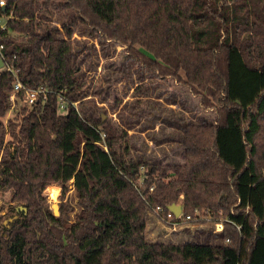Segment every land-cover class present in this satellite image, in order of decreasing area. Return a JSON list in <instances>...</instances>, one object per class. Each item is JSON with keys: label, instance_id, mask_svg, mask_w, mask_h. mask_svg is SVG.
Instances as JSON below:
<instances>
[{"label": "trees", "instance_id": "1", "mask_svg": "<svg viewBox=\"0 0 264 264\" xmlns=\"http://www.w3.org/2000/svg\"><path fill=\"white\" fill-rule=\"evenodd\" d=\"M3 1L1 55L16 75L0 71V192L10 190L16 205L0 227V264H264V0ZM56 5L80 13L81 34L124 46L121 75L130 62L215 110L211 122L173 121L171 139L152 136L158 145L176 143L182 162L163 164L142 149L128 161L119 146L125 129L91 106L89 116L78 115L72 104L83 83L71 31L63 25L62 36L38 22L41 9ZM145 5L168 9L167 19L143 26ZM15 77L46 94L28 111L20 91L21 116L5 127ZM130 178H142L151 205H182L183 216L198 209L230 222L216 243L150 242L149 207ZM70 182L79 208L73 222L68 203L53 212L43 194L60 184L63 199Z\"/></svg>", "mask_w": 264, "mask_h": 264}, {"label": "rangeland", "instance_id": "2", "mask_svg": "<svg viewBox=\"0 0 264 264\" xmlns=\"http://www.w3.org/2000/svg\"><path fill=\"white\" fill-rule=\"evenodd\" d=\"M151 6L145 7L141 15V23L149 29L151 26L148 25L153 23L155 18L158 17V21L162 22L169 14L168 9V11L160 9L154 12ZM79 15L80 13L75 9L56 5L41 9L38 18L40 28L55 27L62 36L65 35L63 25L71 31V40L76 50V63L80 68L78 79L83 83V94L76 101L79 115L83 116L86 111L89 116L91 106L97 115L109 119L116 127L125 129L126 136L119 146L121 145L124 149L123 153L128 161L136 159L139 153L143 154V151L136 150L142 149L145 151L146 158L163 164L182 162L176 143L163 142L158 145L151 139L152 136L161 140L171 139L176 135V124L173 121L211 122L215 118V110L204 109L200 104V95L188 92L171 79L165 82L166 86L161 85L163 82L156 83L153 79L139 73L130 62L127 64V74L121 75L119 70L124 62V46L115 42L103 43L94 36L87 37L81 34L85 24L77 18ZM146 30V28L143 29L144 32ZM94 88L99 90L98 96H92ZM20 108L18 105H14L12 109L8 107L2 118L5 127L14 118H20ZM143 109L146 113L139 114V111ZM50 185L43 191L50 210L56 212L61 202L68 203L73 208L70 213V221L73 222L79 208L72 183H68L63 199L62 186L56 184L61 191L55 207L49 204ZM15 205L11 202L10 190L0 192V227L15 215L12 210ZM214 229L213 222L203 220V226L200 229H183L170 233L161 228L149 215L145 235L150 242L181 243L194 240L216 243L218 240L214 237L217 234ZM207 234L208 240H206Z\"/></svg>", "mask_w": 264, "mask_h": 264}, {"label": "built area", "instance_id": "3", "mask_svg": "<svg viewBox=\"0 0 264 264\" xmlns=\"http://www.w3.org/2000/svg\"><path fill=\"white\" fill-rule=\"evenodd\" d=\"M4 5V1H0V6ZM0 27L3 28V25L0 24ZM1 46H0V59L2 61V67L0 68V71H8L12 73L14 76L16 75V72L12 69V67L5 65L4 64V59L1 55ZM22 92V98L20 100V105L23 108H26L28 111L32 110L36 104L39 95H45V89L43 88H38V89H31L27 88L18 81V79L15 77V81L13 84V89L9 93L8 96V101H9V108H13L14 105H17V94L19 92ZM59 101V112L64 113L65 112V105L67 101L65 98L59 94L58 97ZM77 103L74 102L72 105L75 107V110L77 111ZM78 113V111H77ZM79 115V113H78ZM143 171V169H141ZM129 183L133 186V188L138 192V194L142 197V199L147 203V206L149 207V214L150 216L157 222V224L166 230L167 232H176V231H181L183 229H200L203 226V220H209L210 222H213L215 229V233H219L223 230L224 223L225 222H230L228 219H213L207 214H209L207 211H200L198 209L194 210L193 214H187L184 215L182 214V205L181 206V211L178 216H175L169 209L164 208L159 205H151L149 204L144 195L142 194V189H143V181L142 178H139L138 180H134L132 178L128 179ZM153 187L149 188V192H151ZM206 213V214H204ZM209 218V219H208ZM237 230H239V226H235ZM225 242H228L226 239Z\"/></svg>", "mask_w": 264, "mask_h": 264}, {"label": "clouds", "instance_id": "4", "mask_svg": "<svg viewBox=\"0 0 264 264\" xmlns=\"http://www.w3.org/2000/svg\"><path fill=\"white\" fill-rule=\"evenodd\" d=\"M61 188L56 185L52 184L48 188V194L50 196L49 204L52 207H55L58 204V196L60 194Z\"/></svg>", "mask_w": 264, "mask_h": 264}, {"label": "water", "instance_id": "5", "mask_svg": "<svg viewBox=\"0 0 264 264\" xmlns=\"http://www.w3.org/2000/svg\"><path fill=\"white\" fill-rule=\"evenodd\" d=\"M2 61L0 59V68L2 67ZM105 117H103L104 119ZM19 209L21 210H25L24 208L22 207H19ZM168 209L175 215V216H178L180 211H181V206L180 205H176V204H172L168 207Z\"/></svg>", "mask_w": 264, "mask_h": 264}, {"label": "crops", "instance_id": "6", "mask_svg": "<svg viewBox=\"0 0 264 264\" xmlns=\"http://www.w3.org/2000/svg\"><path fill=\"white\" fill-rule=\"evenodd\" d=\"M152 144L155 145L153 141H152Z\"/></svg>", "mask_w": 264, "mask_h": 264}]
</instances>
